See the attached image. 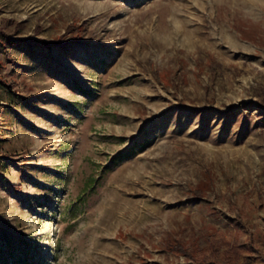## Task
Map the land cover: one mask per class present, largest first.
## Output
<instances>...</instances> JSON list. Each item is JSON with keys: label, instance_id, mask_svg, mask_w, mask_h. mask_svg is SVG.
<instances>
[{"label": "rangeland", "instance_id": "obj_1", "mask_svg": "<svg viewBox=\"0 0 264 264\" xmlns=\"http://www.w3.org/2000/svg\"><path fill=\"white\" fill-rule=\"evenodd\" d=\"M0 29V264H264V0H0Z\"/></svg>", "mask_w": 264, "mask_h": 264}, {"label": "trees", "instance_id": "obj_2", "mask_svg": "<svg viewBox=\"0 0 264 264\" xmlns=\"http://www.w3.org/2000/svg\"><path fill=\"white\" fill-rule=\"evenodd\" d=\"M0 37H5L4 32L0 29ZM40 45H45L48 47V44L45 42H41ZM173 252H178L180 254H184L189 257L193 264H211L214 263L220 254V251L223 250L225 255L224 262L227 264H236L240 261L242 253H240L239 249L232 246L229 242L221 239L216 241L214 238H210L209 243L207 245L206 251L208 252L207 256H204L201 259H197L192 254L185 249L182 245H175L170 248Z\"/></svg>", "mask_w": 264, "mask_h": 264}]
</instances>
